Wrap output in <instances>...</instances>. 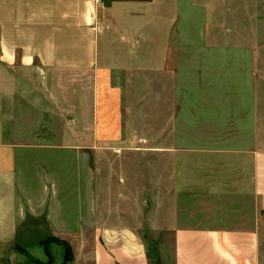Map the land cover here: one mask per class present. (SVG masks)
<instances>
[{
    "label": "crops",
    "instance_id": "crops-1",
    "mask_svg": "<svg viewBox=\"0 0 264 264\" xmlns=\"http://www.w3.org/2000/svg\"><path fill=\"white\" fill-rule=\"evenodd\" d=\"M136 4L151 6L0 0V246L22 244L38 227L24 215L42 210L86 264H152L140 235L151 224L170 238L160 264H264L256 111L242 138L215 141L198 135L214 126H184L180 109L159 127L157 159L128 151L120 86L144 68L127 46L144 33Z\"/></svg>",
    "mask_w": 264,
    "mask_h": 264
},
{
    "label": "rangeland",
    "instance_id": "rangeland-1",
    "mask_svg": "<svg viewBox=\"0 0 264 264\" xmlns=\"http://www.w3.org/2000/svg\"><path fill=\"white\" fill-rule=\"evenodd\" d=\"M145 1L151 6L136 4L140 17L134 20L144 33L127 45L130 57L144 68L132 70L120 86L124 139L137 143L128 150L133 157L157 159L159 127L164 118L173 122L180 109L184 126L200 131L214 126V131L198 134L210 140L242 138L252 123L244 117L252 111L264 133V0ZM143 142L151 148H143ZM153 201L152 212L157 208ZM38 215L36 222L24 215L23 224L38 227L22 230V244L0 246V264H86L78 253L83 246L53 241L45 213ZM147 226L140 235L152 264H160V252L170 255V238L160 235L157 226Z\"/></svg>",
    "mask_w": 264,
    "mask_h": 264
},
{
    "label": "trees",
    "instance_id": "trees-1",
    "mask_svg": "<svg viewBox=\"0 0 264 264\" xmlns=\"http://www.w3.org/2000/svg\"><path fill=\"white\" fill-rule=\"evenodd\" d=\"M50 239H51V238H50ZM52 239H53V241H55V242L57 241V239H54V238H52ZM63 244H64V243H63ZM66 246H67V245H66ZM66 248L68 249V246H67Z\"/></svg>",
    "mask_w": 264,
    "mask_h": 264
}]
</instances>
